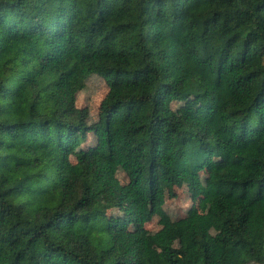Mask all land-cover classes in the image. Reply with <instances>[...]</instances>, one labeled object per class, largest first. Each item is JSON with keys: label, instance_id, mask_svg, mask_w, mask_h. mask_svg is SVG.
<instances>
[{"label": "trees", "instance_id": "trees-1", "mask_svg": "<svg viewBox=\"0 0 264 264\" xmlns=\"http://www.w3.org/2000/svg\"><path fill=\"white\" fill-rule=\"evenodd\" d=\"M93 74L109 90L89 124L76 95ZM191 99L200 110L174 108ZM95 130L97 163L73 161ZM187 178L219 232L196 211L177 223L188 244H171L173 223L147 235L140 206ZM251 262L264 264V0H0V264Z\"/></svg>", "mask_w": 264, "mask_h": 264}, {"label": "rangeland", "instance_id": "rangeland-1", "mask_svg": "<svg viewBox=\"0 0 264 264\" xmlns=\"http://www.w3.org/2000/svg\"><path fill=\"white\" fill-rule=\"evenodd\" d=\"M108 84L105 77L97 74L89 76L76 95V104L78 107H87L90 111L88 123L93 124L99 120L100 105L108 93ZM188 106H194L200 110L201 106L194 100L174 103V108L181 112ZM105 135L100 130L91 131L87 134V140L72 154L73 161H86L89 164H96L101 152V147L104 144ZM116 176L120 181L128 185L129 178L126 173L119 169H115ZM204 184H208V174L202 173ZM194 192L191 186V179L187 178L184 184L174 188V195L171 196L168 190L160 191L158 194L155 206L150 203L140 206L144 214V232L152 236L155 232L162 229L167 223H173V227L168 230L167 236L173 246H182L189 243L184 232L177 226V223L189 218L196 211L208 214L210 218V231L212 234L219 232L221 222L216 217L210 207L207 199L203 197H194ZM111 194L99 193L101 200L108 201ZM158 207L160 210H158ZM113 221L118 222L126 214V211L120 208L111 210ZM139 229L138 225H132L130 231L134 232ZM248 264H257L251 262Z\"/></svg>", "mask_w": 264, "mask_h": 264}]
</instances>
